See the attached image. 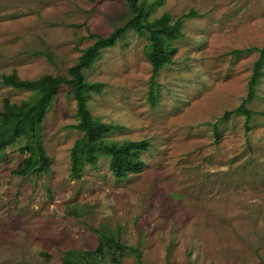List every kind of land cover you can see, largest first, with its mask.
<instances>
[{"label":"rangeland","instance_id":"374dc122","mask_svg":"<svg viewBox=\"0 0 264 264\" xmlns=\"http://www.w3.org/2000/svg\"><path fill=\"white\" fill-rule=\"evenodd\" d=\"M140 1L149 20L190 14L171 63L152 83L148 40L127 30L82 73L102 86L88 110L113 126L105 141L149 143L142 171L116 179L101 154L71 177L70 150L82 133L61 85L40 131L49 171L14 175L26 157L19 145L0 160V264H89L98 233L111 264H264V116H253L248 132L241 114L223 120L247 94L264 0ZM127 13L126 0H0V75L69 78L94 42L89 35L107 37ZM34 93L0 81V111ZM248 109L264 114V67ZM120 245L138 249L140 261Z\"/></svg>","mask_w":264,"mask_h":264},{"label":"trees","instance_id":"16d2710c","mask_svg":"<svg viewBox=\"0 0 264 264\" xmlns=\"http://www.w3.org/2000/svg\"><path fill=\"white\" fill-rule=\"evenodd\" d=\"M128 13L125 23L107 37L90 34L94 39L93 44L85 48L76 62L68 69V77L44 76L35 81H21L15 75H0L2 84L15 89L27 88L34 90L33 98L21 104L4 101L0 111V160L2 155L13 145H19V151L26 155L25 159L12 171L16 176L28 175L41 176L49 171L50 161L43 148L40 131L41 124L46 116L53 99L56 97L61 85L69 87L73 96L78 120L73 126L81 132V137L76 140L70 150V175L78 179L82 175L84 166H92L99 155L109 157V169L116 179H124L129 174L142 171L144 163L141 153L148 150L149 143L143 141H118L106 142L105 136L113 130V126L94 118L88 110V100L92 93H100L101 84L88 83L83 76V70L89 68L103 49L114 47L122 40L127 30H134L140 37L148 40L146 55L151 65V82L159 71L171 63L175 52L172 42L181 36V29L185 19L190 14L182 15L174 22L168 14L149 20V10L140 0H126ZM259 57L254 62L252 73L247 84V94L241 104L233 111L226 113L223 120L237 113L245 119V130L248 132L249 123L253 116L263 113L253 112L248 109L256 97V86L259 83L262 68L264 67V42L258 50ZM150 101L155 103V96L150 94ZM29 131L31 138L28 139ZM214 136L219 138L218 129L213 127ZM104 237L98 233V246L89 254V264L117 263L115 257L107 255L104 248ZM122 256L134 255L140 261L141 254L138 249L120 245L118 249ZM81 259H73L71 264H84Z\"/></svg>","mask_w":264,"mask_h":264}]
</instances>
